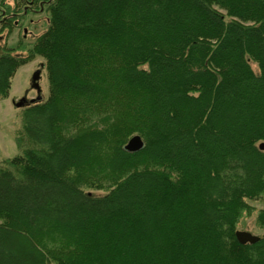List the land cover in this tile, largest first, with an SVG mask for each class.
Masks as SVG:
<instances>
[{
    "label": "trees",
    "instance_id": "trees-1",
    "mask_svg": "<svg viewBox=\"0 0 264 264\" xmlns=\"http://www.w3.org/2000/svg\"><path fill=\"white\" fill-rule=\"evenodd\" d=\"M47 9L0 55V99L34 55L49 81L0 166V264H264V235L236 237L264 199V0Z\"/></svg>",
    "mask_w": 264,
    "mask_h": 264
},
{
    "label": "rangeland",
    "instance_id": "rangeland-1",
    "mask_svg": "<svg viewBox=\"0 0 264 264\" xmlns=\"http://www.w3.org/2000/svg\"><path fill=\"white\" fill-rule=\"evenodd\" d=\"M43 20V21H42ZM49 25V12L41 17V22L36 27L31 28L32 36L24 37V31L20 28H14L8 42L12 47H17L20 44H26L28 49L36 36L43 33ZM35 36V37H34ZM25 38V39H24ZM21 42V43H19ZM19 43V44H18ZM0 41V46H2ZM3 51V47H0ZM15 50L14 54H29L28 50ZM252 66L258 72L257 65L252 62ZM39 70V78L37 84L40 86V92L33 83L34 72ZM34 73V74H33ZM41 95L42 100H45L49 95V81L45 67V59L40 55H34L30 60L22 65L12 79V86L10 94L6 98L0 99V166L2 160L8 157L15 156L21 153L15 142V135L18 129L23 126V105L18 106L17 103L27 97L29 101L31 98H37ZM24 103V102H23ZM90 190V189H89ZM94 194L102 195L104 191L90 190ZM254 206V211L250 215L244 216L238 226L239 230L249 231L255 235L263 236L264 227L258 225V212L264 209V199H256L249 201Z\"/></svg>",
    "mask_w": 264,
    "mask_h": 264
},
{
    "label": "flooded vegetation",
    "instance_id": "flooded-vegetation-1",
    "mask_svg": "<svg viewBox=\"0 0 264 264\" xmlns=\"http://www.w3.org/2000/svg\"><path fill=\"white\" fill-rule=\"evenodd\" d=\"M50 1L51 0H0V41L1 44H3L0 46L3 47V51L0 48V55H11L13 49L17 50L20 46H26V44H20L15 48L9 45L8 40L12 35L13 29L21 27L24 31L25 38L32 36L33 32L30 29L34 27H36V29L38 28L42 15L48 12L47 8ZM37 37L38 36H36V38ZM36 38H34V40ZM37 80L34 81L33 79L35 86ZM23 101L27 102V97L23 98Z\"/></svg>",
    "mask_w": 264,
    "mask_h": 264
},
{
    "label": "water",
    "instance_id": "water-1",
    "mask_svg": "<svg viewBox=\"0 0 264 264\" xmlns=\"http://www.w3.org/2000/svg\"><path fill=\"white\" fill-rule=\"evenodd\" d=\"M40 71H36L34 74V81H36L38 79ZM36 87L40 92V86L36 83ZM38 99H41V95H38L37 97ZM31 101H34V99H32ZM23 104V100L20 101L19 103H17L18 106ZM144 147V141L142 139V137L140 135H134L132 136L129 141L127 142V144L125 145V149L128 151H138L140 149H142ZM260 148L264 149V142H262L260 144ZM236 237L238 239V241L240 243H255L257 242L261 236L255 235L249 231H245V230H237L236 231Z\"/></svg>",
    "mask_w": 264,
    "mask_h": 264
}]
</instances>
